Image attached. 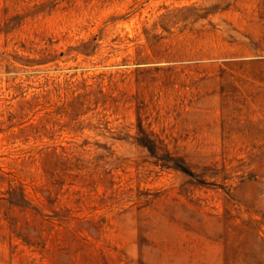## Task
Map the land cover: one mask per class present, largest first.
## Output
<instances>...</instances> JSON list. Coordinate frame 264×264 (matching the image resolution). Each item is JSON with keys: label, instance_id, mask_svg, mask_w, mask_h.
Returning a JSON list of instances; mask_svg holds the SVG:
<instances>
[{"label": "rangeland", "instance_id": "374dc122", "mask_svg": "<svg viewBox=\"0 0 264 264\" xmlns=\"http://www.w3.org/2000/svg\"><path fill=\"white\" fill-rule=\"evenodd\" d=\"M0 264H264V0H0Z\"/></svg>", "mask_w": 264, "mask_h": 264}, {"label": "trees", "instance_id": "16d2710c", "mask_svg": "<svg viewBox=\"0 0 264 264\" xmlns=\"http://www.w3.org/2000/svg\"><path fill=\"white\" fill-rule=\"evenodd\" d=\"M150 134L151 133H146L145 130H140L141 138L140 139L138 138V140L141 143H143L142 145H144L145 147H147L150 152H152L157 147V145H156L157 139L156 138H153V136H151ZM171 159H172L171 160L172 162H171L170 167L178 168V169H180L182 171H184L186 169L184 167V165L181 164V162H177L178 158L172 157Z\"/></svg>", "mask_w": 264, "mask_h": 264}]
</instances>
